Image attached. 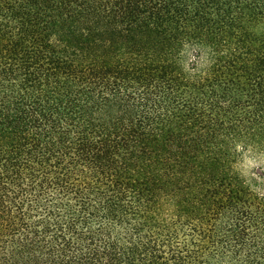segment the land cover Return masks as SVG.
<instances>
[{
	"label": "trees",
	"instance_id": "obj_1",
	"mask_svg": "<svg viewBox=\"0 0 264 264\" xmlns=\"http://www.w3.org/2000/svg\"><path fill=\"white\" fill-rule=\"evenodd\" d=\"M0 264H264V0H0Z\"/></svg>",
	"mask_w": 264,
	"mask_h": 264
}]
</instances>
